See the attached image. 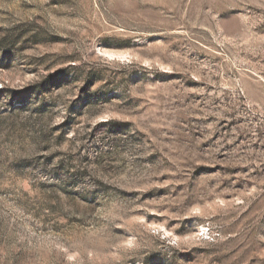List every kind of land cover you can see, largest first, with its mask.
I'll use <instances>...</instances> for the list:
<instances>
[{
  "label": "rangeland",
  "instance_id": "374dc122",
  "mask_svg": "<svg viewBox=\"0 0 264 264\" xmlns=\"http://www.w3.org/2000/svg\"><path fill=\"white\" fill-rule=\"evenodd\" d=\"M0 264H264V0H0Z\"/></svg>",
  "mask_w": 264,
  "mask_h": 264
}]
</instances>
